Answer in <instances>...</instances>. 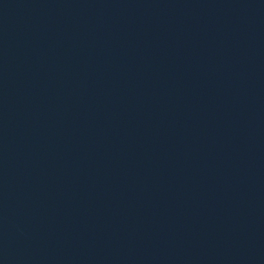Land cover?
Returning <instances> with one entry per match:
<instances>
[{
	"label": "water",
	"instance_id": "95a60500",
	"mask_svg": "<svg viewBox=\"0 0 264 264\" xmlns=\"http://www.w3.org/2000/svg\"><path fill=\"white\" fill-rule=\"evenodd\" d=\"M0 264H264V0H0Z\"/></svg>",
	"mask_w": 264,
	"mask_h": 264
}]
</instances>
